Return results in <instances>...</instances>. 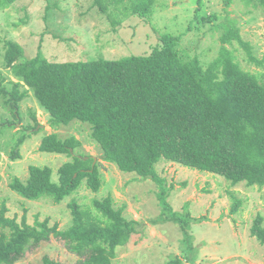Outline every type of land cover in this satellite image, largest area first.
<instances>
[{
    "label": "trees",
    "instance_id": "trees-1",
    "mask_svg": "<svg viewBox=\"0 0 264 264\" xmlns=\"http://www.w3.org/2000/svg\"><path fill=\"white\" fill-rule=\"evenodd\" d=\"M18 0H0V11ZM124 0H93L105 13L106 3ZM121 12L149 18L156 0H129ZM230 3L231 0H225ZM264 6V0H259ZM121 18L116 22L121 23ZM115 22V23H116ZM179 36L162 33L150 52L119 59L88 61H50L41 51L23 60V47L13 41L5 43V68L18 81H9L0 72V97L10 105L16 121L23 120L21 102L32 91L40 107L48 114L52 128L72 121L90 124L91 137L103 151L102 158L126 173L159 184L158 198L162 216L155 224L172 221L181 226L189 249L192 235L188 205L184 212L173 210L166 201L169 193L165 179L159 177L156 164L170 161L202 172L224 177L231 184L245 182L264 189V81L259 74L244 70L225 43L236 41L248 48L239 30L224 25L219 50L204 68L198 56L184 59L177 49ZM252 59V58H251ZM10 84V86H8ZM27 86V89H22ZM24 125L17 144H22L28 129ZM0 122V127L12 126ZM80 146L74 136L61 139L56 133L43 137L40 150L67 154L71 161L59 169L58 182L52 180V169L31 165L26 181L15 177L11 188L20 196L34 200L51 197L61 202L71 195L83 180L97 192L101 187L99 164L95 158L76 152ZM15 159L17 151L12 153ZM1 158V155H0ZM0 174V181H1ZM92 206L74 210L73 224L57 230L48 221L23 226L6 217L5 202H0V264H13L27 251L49 241L51 236L63 241L68 251L78 256V264H113L116 250L142 231L143 223L129 220L122 208H115L110 197L94 199ZM240 202L235 201L232 212ZM9 228V230H6ZM251 235L264 245L261 218L252 226ZM192 261L191 257H188ZM40 264H66L45 256ZM165 264H185L171 257Z\"/></svg>",
    "mask_w": 264,
    "mask_h": 264
},
{
    "label": "rangeland",
    "instance_id": "rangeland-1",
    "mask_svg": "<svg viewBox=\"0 0 264 264\" xmlns=\"http://www.w3.org/2000/svg\"><path fill=\"white\" fill-rule=\"evenodd\" d=\"M129 4V0L107 2V10L102 13L93 0H18L0 11V72L7 80L18 81L13 71L5 68L7 41L23 47V60L35 57L40 50L50 61H88L150 52L162 33L179 36L177 49L183 58L198 56L206 68L224 46V25H233L248 48L236 41L225 43V47L233 51L244 70L258 73L264 81V6L259 0H231L228 4L225 0H156L149 18L129 11L122 18L121 12ZM31 114H35L39 126L28 129V137L17 144L21 128L35 124ZM21 115L23 120L16 121L10 105L0 97V122L13 123L9 128L0 127V202H5V216L16 224L36 225L47 220L49 227L57 224V230H65L73 224L74 210L91 207L94 199L110 197L127 219L143 223L141 232L117 248L113 264H165L175 256L185 264H264V245L251 235L257 218L264 227V189L245 182L234 185L220 175L170 161L156 164L169 190L166 201L170 207L184 212L188 205L193 218L191 251L179 224L152 222L163 213L159 184L136 173L122 172L116 164L105 161L103 151L91 137L90 124L72 121L52 128L32 91L21 102ZM51 133L61 139L74 136L80 142L76 152L95 158L101 182L97 192L87 187L86 180L61 202L45 196L29 200L12 190L13 178L26 181L31 165L51 168L52 180L58 182L60 167L71 157L40 150L43 137ZM14 151L18 153L15 159ZM235 201L240 205L232 212ZM45 256L78 264V256L53 236L13 264H40Z\"/></svg>",
    "mask_w": 264,
    "mask_h": 264
}]
</instances>
